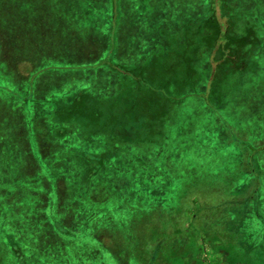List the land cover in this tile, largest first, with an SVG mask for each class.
I'll list each match as a JSON object with an SVG mask.
<instances>
[{
    "label": "rangeland",
    "instance_id": "374dc122",
    "mask_svg": "<svg viewBox=\"0 0 264 264\" xmlns=\"http://www.w3.org/2000/svg\"><path fill=\"white\" fill-rule=\"evenodd\" d=\"M154 73L179 94L160 117L179 129L162 156L167 208L250 195L264 220V0H0V264H13V247L25 264H143L150 187L139 171L71 164L105 123L90 121L91 108L119 105L130 138L153 142L150 116L132 125L138 98L120 81L160 84ZM192 236L167 260L225 264L207 250L191 256Z\"/></svg>",
    "mask_w": 264,
    "mask_h": 264
},
{
    "label": "trees",
    "instance_id": "16d2710c",
    "mask_svg": "<svg viewBox=\"0 0 264 264\" xmlns=\"http://www.w3.org/2000/svg\"><path fill=\"white\" fill-rule=\"evenodd\" d=\"M219 48L224 49V45L223 47H216L217 55L221 52ZM151 76L152 79L159 80L157 83L160 84L148 86L144 81L136 82V78H129L122 74L120 87L129 88L131 94L128 96H132L134 99L138 98L136 108H138L139 116L134 117L132 125L150 116L151 126H154L151 138L153 142L146 144V142L140 140L141 136L137 139L133 138V140L130 138L128 132L133 131L135 127L133 129L131 125L128 128L126 127L127 123L125 122L127 119L121 116L122 109L119 108V105L118 111L116 108L114 111L103 109L100 114L97 109L91 108L89 110L90 121L93 123L95 119L102 115L105 123L101 125L98 120V126L95 128V134L98 136H95V138L90 137V139L86 138L87 141L93 144L91 148L80 154L81 157L79 158L84 156L85 161H72L71 165L76 166L78 171L81 169V171L86 172L87 168L91 167L86 166L87 162V164L95 167V170L93 167L95 174L99 172L101 175L114 167L115 170L120 171V175L118 173L114 174L122 178L135 174L136 170L139 171V177L144 179L146 185L150 187L149 190L142 191L145 208L149 216L140 225V228H142L140 235L143 239L147 237L145 249L147 245H152L151 249L149 246V250H146L147 257L143 264H156L159 259L166 260L168 264H183L185 257L167 260L166 252H170L172 245H184L191 234H193L192 237H195L192 246L194 253L191 256L196 254L197 250L202 249V251L207 250L209 253L221 254V259L225 264H264V220L258 215L257 205L253 204L250 195L231 199L227 198L225 194L222 195L220 202H216V204H209V202L207 204L209 196L199 197V200L196 198V201H193L195 196L189 199H187V196V204L181 208L182 210L167 208L165 196L173 188L163 186L159 179L160 174L164 178H170L167 171L163 170L162 156L164 149L167 150L165 153H169V155L174 153L172 147L174 138L170 134L173 132L178 133L179 129H174V126H177L174 125V122L166 124L161 119L163 116L169 118L170 108L176 110L178 102L175 101V97L179 94L175 93L177 86L174 85L176 84L175 81V83L170 80H167L170 82H166V78L161 74L157 75V73ZM157 76L163 77L164 81H161ZM185 91L193 92L195 95V93L203 91V88L183 89L182 92ZM183 93L181 98H183ZM157 99L160 100V116H158L159 108L154 106L158 105ZM185 103L188 104L186 100ZM111 112L115 115L110 114ZM157 112L158 115H156ZM103 113L106 115H103ZM111 117L114 120L116 119V126L113 127L115 133L108 130ZM139 128L142 129V127ZM125 129H128V132H125ZM144 129H142L143 133H147L148 126L145 131ZM178 156V152H175L172 157L176 160ZM72 174L75 175V173ZM177 198L178 202L182 204L181 196ZM230 206H232V209H230ZM151 213H155V215L151 217ZM253 224H259V227L257 228ZM151 232L153 233L152 238H150ZM200 239H204L205 243L198 245L197 242ZM180 249L183 250V247ZM10 257L13 264H25L27 262L25 256L15 247L10 249Z\"/></svg>",
    "mask_w": 264,
    "mask_h": 264
}]
</instances>
